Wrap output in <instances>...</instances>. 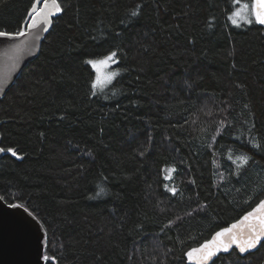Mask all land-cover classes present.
<instances>
[{"label":"trees","instance_id":"16d2710c","mask_svg":"<svg viewBox=\"0 0 264 264\" xmlns=\"http://www.w3.org/2000/svg\"><path fill=\"white\" fill-rule=\"evenodd\" d=\"M33 2L0 0V32ZM59 2L0 97V197L41 222L45 264H188L264 197V25L228 19L252 0ZM113 51L94 90L85 61ZM210 264H264V240Z\"/></svg>","mask_w":264,"mask_h":264},{"label":"water","instance_id":"95a60500","mask_svg":"<svg viewBox=\"0 0 264 264\" xmlns=\"http://www.w3.org/2000/svg\"><path fill=\"white\" fill-rule=\"evenodd\" d=\"M36 11L38 10H34L31 16L28 13L24 22L23 30L26 35L13 38L0 37V85H2L0 87V97L13 84L26 64L36 57L41 39L50 30L52 20L58 14L56 13L50 17L51 24L47 26L48 30L44 31L42 22L37 23L35 28L28 27V24L32 23L34 19L39 20ZM37 37L39 38L37 39ZM1 155L2 152H0ZM10 205L16 206L10 207ZM256 205L237 220L215 231L198 246L190 248L186 253L192 249H199L202 244L212 241L217 232L229 228L233 224L237 225L236 229L233 230L237 234L245 233L250 225L259 224L257 215L250 217L247 221L243 220L249 212L256 208ZM46 242V231L36 216L23 205L19 203L8 204L0 197V264H45L44 247ZM259 245L250 252L255 251ZM232 249L238 251L235 245H232L227 252L221 249L211 259L201 261L199 264H210L219 254H227ZM213 251H215V247H213ZM186 253L185 258L188 264H198L196 256L199 253H194L192 259H189ZM238 253L245 255L249 252L241 254L238 251Z\"/></svg>","mask_w":264,"mask_h":264},{"label":"snow or ice","instance_id":"6c2138e0","mask_svg":"<svg viewBox=\"0 0 264 264\" xmlns=\"http://www.w3.org/2000/svg\"><path fill=\"white\" fill-rule=\"evenodd\" d=\"M235 4H239L240 0H233ZM251 8V12L255 17V22L261 25H264V0H252L251 6L249 4L245 3L242 5L241 11ZM139 8V6H137ZM34 10L36 11V15L39 17V20H33L32 23L28 24L29 28H35L37 26V23L42 22L44 25L43 30H48V25L51 24L50 17L56 13H60L62 11V5L59 2V0H34L31 9L29 10V15H32V12ZM138 15L137 10H133L131 12L132 17H136ZM239 16V12L234 11L228 19L231 20V22L236 25L237 19L236 17ZM246 22L251 23L252 20H247ZM26 33L23 30V27L21 30H19L16 33H6V32H0V37H19L24 36ZM39 37H37L38 39ZM117 56V53L115 51L111 52L109 55L105 56L103 59H89L86 60L85 63L88 65H91L93 69L96 71V78L92 82V88L95 90L97 87H100L101 90L104 85L111 83L112 79L119 75L118 72H111L107 75H104V69H106L110 63H115V57ZM2 87V85H0ZM95 94V92H93ZM254 148L260 147L258 144H253ZM5 151L4 149L0 148V152ZM7 151L11 152L12 155H16V152L13 151L11 148L7 149ZM250 157L246 154H242L240 156L236 157V160L233 161V163H236V161H240V164H246ZM239 166V165H238ZM166 179L169 177H165ZM169 191H172L173 194H175V189H169ZM105 193V189L103 187L99 188V191L96 193V196L103 195ZM16 205H10V207H15ZM254 215H257V218L259 219V224H253L247 227V231L242 234H237L233 230L236 229L237 225L233 224L229 228H224L221 231L217 232L215 236L213 237L212 241L206 242L200 246L199 249H192L186 255L189 257V259L193 258L194 253H199L198 256H196V259L199 262L201 261H207L211 259L214 255H216V252L220 251L221 249L225 252H227L232 245H235L236 249L243 254L246 252H250L251 250L255 249L257 245L261 243L262 240H264V199H261L260 202L256 205V208L253 209L252 212H249L244 218V221H247L250 217H253ZM213 247H215V251H213ZM45 260H48L49 257H44Z\"/></svg>","mask_w":264,"mask_h":264},{"label":"rangeland","instance_id":"374dc122","mask_svg":"<svg viewBox=\"0 0 264 264\" xmlns=\"http://www.w3.org/2000/svg\"><path fill=\"white\" fill-rule=\"evenodd\" d=\"M243 4H245V3L244 2L240 3L234 9V11L239 12V16L236 17V19H237V24L236 25H238V24H248V22H246L247 20H252L253 21L255 19L254 15L251 12V8L250 7H249V9L241 11V8H242ZM247 4H249V3H247ZM251 4L252 3H250L249 6H251ZM230 22H231V20H230ZM105 56H107V55H105ZM105 56H102V57H99V58H95V59H103ZM114 64L115 63H110V65L106 69H104V75H107V74L115 71ZM93 70H94V73H95L94 77L96 78V71H95V69H93Z\"/></svg>","mask_w":264,"mask_h":264}]
</instances>
